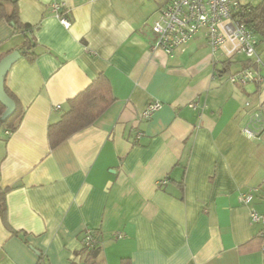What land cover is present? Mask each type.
I'll return each instance as SVG.
<instances>
[{
    "label": "crops",
    "instance_id": "obj_1",
    "mask_svg": "<svg viewBox=\"0 0 264 264\" xmlns=\"http://www.w3.org/2000/svg\"><path fill=\"white\" fill-rule=\"evenodd\" d=\"M61 1L68 29L52 0H17L38 46L5 81L23 116L0 132V264H264V224L250 220L251 211L264 215V131L242 133L251 110L264 116V68L235 55L236 72L251 68L263 82L230 83V64L221 73L224 58L202 35L171 57L152 51L151 24L166 0ZM22 42L1 18L0 57ZM257 51L264 64L263 43ZM101 74L112 104L50 149L48 125ZM153 101L161 108L139 119Z\"/></svg>",
    "mask_w": 264,
    "mask_h": 264
},
{
    "label": "built area",
    "instance_id": "obj_2",
    "mask_svg": "<svg viewBox=\"0 0 264 264\" xmlns=\"http://www.w3.org/2000/svg\"><path fill=\"white\" fill-rule=\"evenodd\" d=\"M241 7L240 0H166L151 24L153 34L151 50H160L171 57L177 49L202 35L216 60L218 56L230 60L235 55H241L258 68H264L257 51L259 37L242 20ZM50 10L59 23L68 29L70 21L64 3L61 0H52ZM228 81L237 86H244L249 83L260 84L263 78L257 71L243 68L230 74ZM161 106L160 102H151L140 113L139 119L148 120ZM188 107L197 109L195 103L188 104ZM247 108H250L249 102L244 105V109ZM59 109L60 105L55 107V110ZM263 131L264 116L258 106L251 110L248 123L242 129V133L248 139H256ZM140 136L141 133H137L136 139ZM251 198V195H240L238 200L248 203ZM250 220L252 223L264 224V215L251 211ZM82 243L87 250L95 246L90 231L85 232Z\"/></svg>",
    "mask_w": 264,
    "mask_h": 264
},
{
    "label": "trees",
    "instance_id": "obj_3",
    "mask_svg": "<svg viewBox=\"0 0 264 264\" xmlns=\"http://www.w3.org/2000/svg\"><path fill=\"white\" fill-rule=\"evenodd\" d=\"M12 6L11 12L8 14L5 5ZM242 20L247 26L259 37V42L264 44V0L256 5L247 4L241 7ZM4 18L8 21L14 33H18L23 37L22 44L18 49L21 57L32 61L36 55L37 43L32 33L33 27L23 24L18 18L17 0H0V19ZM6 55L0 57V60ZM221 73L229 72V60H222ZM219 63V62H218ZM8 96L15 102L16 109L11 117L5 123L0 122V132L6 131L7 134L14 132L22 119L23 108L17 99L6 89ZM114 101L110 83L104 75L97 76L92 82L76 96L67 101V109L63 112L57 122L51 123L47 127V141L50 149L57 147L70 136L90 126ZM5 108L0 104V117ZM7 189L0 186V213H5V195ZM262 241V236L258 235L252 240ZM94 248V247H93ZM90 249V250H93ZM86 249V248H84ZM264 250V247H261ZM87 250V249H86ZM95 251H91L90 255H94ZM74 264V263H71ZM84 264H88L85 262ZM119 264H129L128 259H123Z\"/></svg>",
    "mask_w": 264,
    "mask_h": 264
},
{
    "label": "water",
    "instance_id": "obj_4",
    "mask_svg": "<svg viewBox=\"0 0 264 264\" xmlns=\"http://www.w3.org/2000/svg\"><path fill=\"white\" fill-rule=\"evenodd\" d=\"M21 55L18 51H13L0 60V104L5 111L0 117V122L5 123L6 120L13 115L16 109L15 102L8 96L5 91V81L11 66L19 60Z\"/></svg>",
    "mask_w": 264,
    "mask_h": 264
},
{
    "label": "rangeland",
    "instance_id": "obj_5",
    "mask_svg": "<svg viewBox=\"0 0 264 264\" xmlns=\"http://www.w3.org/2000/svg\"><path fill=\"white\" fill-rule=\"evenodd\" d=\"M261 0H240L241 5H247V4H252V5H256L257 3H259ZM237 59H240L239 57H241L240 55H236ZM233 59V58H232ZM231 60L230 62V73L227 74L226 77H228L230 74H234L236 72L237 69V65H238V61L239 60Z\"/></svg>",
    "mask_w": 264,
    "mask_h": 264
}]
</instances>
